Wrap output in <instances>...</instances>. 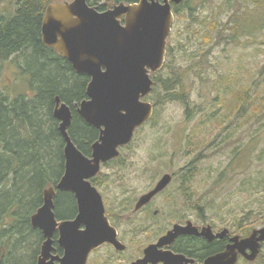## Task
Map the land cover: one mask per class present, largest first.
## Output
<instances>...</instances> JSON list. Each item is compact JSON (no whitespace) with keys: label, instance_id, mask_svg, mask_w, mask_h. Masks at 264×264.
I'll use <instances>...</instances> for the list:
<instances>
[{"label":"rangeland","instance_id":"rangeland-1","mask_svg":"<svg viewBox=\"0 0 264 264\" xmlns=\"http://www.w3.org/2000/svg\"><path fill=\"white\" fill-rule=\"evenodd\" d=\"M8 2H0L3 15L13 12ZM222 3L223 0H191V7L196 8L194 16L185 10L179 18L175 17L167 46L172 48L173 70L181 76L190 119L180 101L156 107L151 100H143L153 105L152 117L135 132L132 142L120 149V161L101 166L99 191L107 205L111 203L110 196H116V205L126 191L130 197L139 196L148 186H155L164 174L173 177L169 186H183L181 177L191 167L194 174L186 183L187 207L184 200H158V208L166 217H161L162 226L176 212L178 218L189 215L191 221L199 220L216 228L235 224L242 228L251 223V232L264 227V109L257 106L264 95V28L251 39L240 40V45L215 46V39L204 44V26L198 20L217 17L225 23L231 11L220 14ZM237 4L255 7L252 0L229 2L232 10ZM170 59L165 58V63H170ZM172 72L165 69L163 78ZM25 78L7 62L0 74V91L11 98L24 93ZM235 89L246 91L242 115L243 104L235 112V106L229 105V93ZM222 97L229 98L220 104ZM146 238L130 241L141 248L148 242ZM136 251L130 247L121 258L104 247L97 254L93 252L89 262L123 264ZM254 264H264V244L261 259Z\"/></svg>","mask_w":264,"mask_h":264},{"label":"water","instance_id":"water-1","mask_svg":"<svg viewBox=\"0 0 264 264\" xmlns=\"http://www.w3.org/2000/svg\"><path fill=\"white\" fill-rule=\"evenodd\" d=\"M184 0H140L132 5H107L98 12L87 0H70L47 7L41 23V41L54 48L76 74L89 77L86 99L75 105L77 114L99 133L91 145L89 157L83 155L71 141L67 129L71 124V109L55 100L53 117L64 141V173L53 189L43 192V203L30 217L33 229L41 232L44 241L36 264H87L88 257L103 244L117 251L125 246L117 240L116 230L105 216L102 197L90 179L100 174L101 165L119 157V148L127 146L134 131L152 116L153 106L142 101L154 86L151 74L164 63L166 42L174 21L172 4ZM170 174H164L155 188L142 196L136 208L169 186ZM56 192L71 193L77 214L73 219L58 221L54 215ZM175 226L159 241L144 249V256L131 264H193L195 261L170 251H158L169 246L175 237L186 233ZM209 227L199 234L189 222V234L208 236ZM62 256L52 255V236ZM227 234L224 231L221 235ZM233 244L221 254L210 256L203 264H236L238 255L254 262L264 242V228L248 237H234Z\"/></svg>","mask_w":264,"mask_h":264},{"label":"trees","instance_id":"trees-1","mask_svg":"<svg viewBox=\"0 0 264 264\" xmlns=\"http://www.w3.org/2000/svg\"><path fill=\"white\" fill-rule=\"evenodd\" d=\"M67 1L70 0H0L13 7L10 15L0 13V74L6 63L11 62L19 74L26 77L24 93L11 98L0 91V264H35L39 256L44 238L39 230L31 227L30 217L42 205L43 192L55 188L64 173V141L58 131L59 123L53 117L55 100L59 99L70 107L72 119L68 135L83 155L90 156L91 145L98 139V131L88 126L75 108L76 104L86 99L89 77L76 74L54 48L45 46L41 41V23L47 7ZM139 1L87 0V3L98 12H103L107 5H132ZM223 1L220 14L231 11L225 23L217 17L198 20L204 26L201 36L204 44H210L215 39V46L240 45V40L251 39L264 28V0H252L253 9L237 4L233 10L229 6L230 0ZM195 9L191 7V0L172 5L177 18L181 12L186 13L185 10L193 17ZM171 50L167 46V60L171 57ZM171 64V59L170 63L164 62L163 67L151 75L154 86L144 100H151L156 107L169 101H180L189 112L190 119L181 76L176 75ZM165 69L173 72L163 78ZM236 91H230L229 105L235 106V112L240 111L243 104L242 115L246 91ZM222 98L220 104L225 103V97ZM257 106L259 110L264 109V95ZM121 150L118 158L102 165L120 161ZM185 171L181 177L183 186L188 181L190 183L194 174L191 167ZM90 182L100 189L98 176ZM53 203L57 220L72 219L76 214L75 199L70 193L56 192ZM249 224L240 228L242 236L250 233ZM192 250L196 251L195 248ZM202 250L209 251L210 247ZM56 252L61 254L58 248ZM97 253L98 250L93 254ZM260 259L261 254L253 263H243L254 264Z\"/></svg>","mask_w":264,"mask_h":264},{"label":"flooded vegetation","instance_id":"flooded-vegetation-1","mask_svg":"<svg viewBox=\"0 0 264 264\" xmlns=\"http://www.w3.org/2000/svg\"><path fill=\"white\" fill-rule=\"evenodd\" d=\"M120 187L123 188V186ZM154 188L155 186H148V188L144 192H142L139 196L134 195V197H130V192L127 193L126 191L123 194L121 192V194L126 198L124 197L123 200L117 201L116 205L113 204L115 203L114 199L116 196L115 197H113V195L110 196L109 199L111 203L107 205L106 200L103 199L102 194L97 188V190L102 196L104 209H105V216L107 218V221L109 225L116 230L117 240L125 246V249L120 252L115 250L111 244L106 243L94 251L106 247L108 248L109 251L112 252L114 257H120L122 254H125L128 250H130V247H134V249L135 248L137 249L134 256L129 258L128 261H125L123 263V264H131L143 258L145 248H147L150 245L156 244L161 237L165 236L175 226H179L182 229H185L184 232L186 233L177 235L169 246H165L162 248L159 247L158 251H170L175 255H182L187 259L189 258L193 259L195 261V263L193 264H203L204 260L207 259L208 257L224 253L227 247L233 244L232 239L234 237L243 239L248 237L254 230H256L253 229L246 236H242L240 233V226L237 224L230 225L228 227L216 228L212 224H205L203 222H200L199 220L191 221L189 220V215L181 216L180 218H178L176 217L177 216L176 212L171 213L170 215L173 219H171L166 223L164 222L165 225L162 226L161 217L164 218L165 215L163 210L161 208H158V200L163 199L164 202L166 203L173 201L178 202L183 200H184L183 202H185V199L189 197L188 196L189 186H166L163 190H161L156 195H154L146 204L142 205L139 208H136L140 198L148 194ZM128 191L131 190L129 189ZM187 203L188 201L184 203L185 207H187ZM76 214H77V206H76ZM76 214L74 215V217L76 216ZM189 222L192 224V227L196 228V231L199 234L203 233L204 229L209 227L210 228V230H208L209 235L199 236L195 234H189ZM121 226L124 227V230L121 229ZM125 231L127 236L124 235ZM224 231H227V234H223L220 236V234H222ZM143 237H147L146 239H148V242H146V244L141 248L139 246L135 247V245L132 244V242L130 241V239L133 240L135 238H143ZM57 239H58V233L55 232L52 236L53 251L51 253L54 256H62L63 251L58 246ZM263 244L264 242L261 243L259 255L262 252ZM207 246L210 247V250L203 251L202 248H205ZM57 248L61 250L60 252L61 254H57L56 252ZM193 248H195L196 251L192 250ZM121 258H123V256H121ZM243 261L246 260H244V258L241 255H238L236 264H242ZM87 264H89V260ZM157 264H162V263H157Z\"/></svg>","mask_w":264,"mask_h":264},{"label":"bare ground","instance_id":"bare-ground-1","mask_svg":"<svg viewBox=\"0 0 264 264\" xmlns=\"http://www.w3.org/2000/svg\"><path fill=\"white\" fill-rule=\"evenodd\" d=\"M17 107V106H16Z\"/></svg>","mask_w":264,"mask_h":264}]
</instances>
